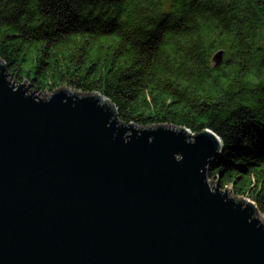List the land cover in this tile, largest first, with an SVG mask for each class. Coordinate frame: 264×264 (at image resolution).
<instances>
[{
    "label": "water",
    "instance_id": "1",
    "mask_svg": "<svg viewBox=\"0 0 264 264\" xmlns=\"http://www.w3.org/2000/svg\"><path fill=\"white\" fill-rule=\"evenodd\" d=\"M7 75L0 60V264H264L253 205L208 181L214 132Z\"/></svg>",
    "mask_w": 264,
    "mask_h": 264
},
{
    "label": "trees",
    "instance_id": "2",
    "mask_svg": "<svg viewBox=\"0 0 264 264\" xmlns=\"http://www.w3.org/2000/svg\"><path fill=\"white\" fill-rule=\"evenodd\" d=\"M0 60L38 91L100 93L125 123L211 130L208 173L264 214V0H0Z\"/></svg>",
    "mask_w": 264,
    "mask_h": 264
},
{
    "label": "rangeland",
    "instance_id": "3",
    "mask_svg": "<svg viewBox=\"0 0 264 264\" xmlns=\"http://www.w3.org/2000/svg\"><path fill=\"white\" fill-rule=\"evenodd\" d=\"M5 64V63H4ZM6 69H7V67H6ZM7 72H8V70H7ZM7 78L9 79V80H11V81H13V82H19V81H17L15 78H13L10 74H9V72H8V75H7ZM20 82H22L23 83V81H20ZM24 83L25 84H28V87H29V89L30 90H34L35 91V93L38 95V96H40V97H42L44 94H45V96H48L51 92H49L48 90H43V91H38V90H36V89H34L32 86H31V84L27 81V80H24ZM70 90H72V89H70ZM69 90V91H70ZM111 105V104H110ZM114 111H116L115 113H117V110L115 109ZM220 154V153H219ZM209 169L207 170V175H208V181H211V182H213V184H215L216 183V181H217V176L216 175H210L209 173ZM225 188H227L228 189V192H229V194L230 195H232V196H234V192L232 191V185L231 184H226V185H224V186H221L220 185V189L222 190V189H225ZM236 195V194H235ZM236 197H238V198H243V197H245V200H248V201H253L254 202V204L256 205V207H257V204H256V202L254 201V200H252L251 198H249L248 196H242V195H237ZM257 212H259V214H261V220H262V222H263V224H264V214L262 213V212H260L259 211V209L257 208ZM256 214V213H255Z\"/></svg>",
    "mask_w": 264,
    "mask_h": 264
},
{
    "label": "bare ground",
    "instance_id": "4",
    "mask_svg": "<svg viewBox=\"0 0 264 264\" xmlns=\"http://www.w3.org/2000/svg\"><path fill=\"white\" fill-rule=\"evenodd\" d=\"M67 92L68 93H72V91H69V90H67ZM97 97H98V101L100 102V103H103V101L104 102H107V103H109V101L106 99V98H104V97H102V96H100V95H98V94H95ZM110 104V103H109ZM241 199H243V198H241ZM245 200V199H244ZM246 201H248V200H246ZM249 203H251L252 205H253V207H254V210H255V215L258 217V218H261V214H259V212H257V209H256V205L253 203V202H251V201H248Z\"/></svg>",
    "mask_w": 264,
    "mask_h": 264
}]
</instances>
